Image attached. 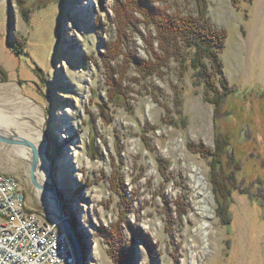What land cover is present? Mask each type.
Instances as JSON below:
<instances>
[{
	"label": "rangeland",
	"instance_id": "374dc122",
	"mask_svg": "<svg viewBox=\"0 0 264 264\" xmlns=\"http://www.w3.org/2000/svg\"><path fill=\"white\" fill-rule=\"evenodd\" d=\"M100 1L0 2V83L15 87L0 102V130L48 150L37 180L52 178L88 264H264V0H208L209 19L228 35L220 59L231 92L217 121L194 50L164 57L129 0ZM150 1L197 15L195 0ZM125 8L134 26L117 21ZM158 56L165 66L153 68ZM218 141L216 160L198 153ZM0 144L25 163L4 175L51 223L54 201L30 179L31 150ZM222 174L231 177L224 200L212 182L223 185Z\"/></svg>",
	"mask_w": 264,
	"mask_h": 264
},
{
	"label": "trees",
	"instance_id": "16d2710c",
	"mask_svg": "<svg viewBox=\"0 0 264 264\" xmlns=\"http://www.w3.org/2000/svg\"><path fill=\"white\" fill-rule=\"evenodd\" d=\"M231 1L233 5H238L241 1L252 3L254 0ZM150 2V0H129L127 7L133 9L134 11L135 9H137L136 11L144 17L145 23L149 25L151 24L157 30V32L159 33V46L162 53L164 54V57H172L177 61H184L185 58L182 50L184 48H187V56L189 55V49L194 50V56L190 60V63L192 64L193 70L196 71L197 77L203 82L206 92L214 94L213 98H210L208 94H206V100L214 104L216 117L215 120L217 121V117L219 115L224 97L231 92L229 90L228 81L224 75V67L220 59V54L225 48L228 37L226 30L218 28L209 19L207 15L208 0H195L197 15L187 14L184 17L179 11H177L176 13H168L165 10L160 11L159 9L154 8ZM152 2H154V0H152ZM115 11L118 15L117 21L121 22L122 24L130 23V25L133 23V21L131 20L132 18H130V15L128 14L126 8L123 10L120 9V12L117 9ZM131 26L134 25L132 24ZM158 60L159 64H153V68H155V66L156 68L165 66L163 60H161L159 56ZM181 66H183L185 69L184 62H182ZM142 70L150 71L151 69L145 68ZM216 78H219L221 81V88L224 89L223 94L218 91V88L214 83V79ZM196 148L199 149L198 153L209 155L212 158H215V160L219 157L217 156L219 153L221 155L224 154L223 147L221 146V143L219 141L216 144V150L212 153L209 149L203 146H198ZM232 160L230 159V162L233 165L232 169L233 172H236L238 171L240 165L239 163H236ZM215 177L217 179V176ZM220 178L222 179L221 183H223V185L221 183V185H219L218 182H215V178L212 179V182L214 186H216L214 189L216 195L222 197V199L224 200L226 196H228V191L226 192L227 184L224 181L228 180L231 177L222 174ZM107 238L108 242L114 247L115 253L117 250L116 244L112 242V240L115 239V236L107 233ZM114 257L115 260L116 258H118L116 254H114ZM116 261L119 262L118 260Z\"/></svg>",
	"mask_w": 264,
	"mask_h": 264
},
{
	"label": "built area",
	"instance_id": "2783aa9c",
	"mask_svg": "<svg viewBox=\"0 0 264 264\" xmlns=\"http://www.w3.org/2000/svg\"><path fill=\"white\" fill-rule=\"evenodd\" d=\"M19 181L0 173V264H75L59 225L26 208Z\"/></svg>",
	"mask_w": 264,
	"mask_h": 264
},
{
	"label": "water",
	"instance_id": "95a60500",
	"mask_svg": "<svg viewBox=\"0 0 264 264\" xmlns=\"http://www.w3.org/2000/svg\"><path fill=\"white\" fill-rule=\"evenodd\" d=\"M2 0H0L1 2ZM100 5L104 6V0L100 1ZM0 142L13 145L23 146L30 149V179L33 185L42 190L43 192L51 195L54 201L55 219L52 221L59 225V229L62 234L63 244L68 249L69 254L73 257L75 264H88L90 251L84 246V243L80 237L78 227L74 221L67 215L62 204V199L59 197L55 184L50 177V182L40 183L37 180V171L40 168V163L44 158H48V150L43 153L33 141L24 138L22 136L7 135L0 130ZM51 221V222H52Z\"/></svg>",
	"mask_w": 264,
	"mask_h": 264
},
{
	"label": "crops",
	"instance_id": "0c3cea01",
	"mask_svg": "<svg viewBox=\"0 0 264 264\" xmlns=\"http://www.w3.org/2000/svg\"><path fill=\"white\" fill-rule=\"evenodd\" d=\"M14 88L11 82L7 84L0 83V102L2 100H7L8 97L10 98L12 93L10 94L8 91H14ZM21 90L23 89L21 88ZM10 154L12 153L11 150L8 149V146L0 144V173L12 174L15 173L17 169H20L21 166L25 165L20 157L12 155V159L8 160Z\"/></svg>",
	"mask_w": 264,
	"mask_h": 264
},
{
	"label": "bare ground",
	"instance_id": "6f19581e",
	"mask_svg": "<svg viewBox=\"0 0 264 264\" xmlns=\"http://www.w3.org/2000/svg\"><path fill=\"white\" fill-rule=\"evenodd\" d=\"M46 145V144H45ZM43 148V147H42ZM41 170H43V172H42V174L44 173V175L43 176H45V171L44 170H46L43 166L41 167ZM46 177V176H45ZM46 201H47V204H48V206L50 207V209H53V206H52V201H51V199H49V198H46Z\"/></svg>",
	"mask_w": 264,
	"mask_h": 264
}]
</instances>
